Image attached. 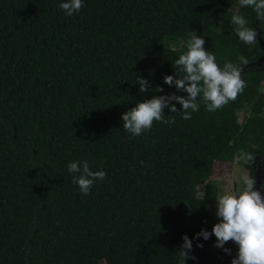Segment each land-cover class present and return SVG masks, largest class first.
<instances>
[{"label":"trees","instance_id":"1","mask_svg":"<svg viewBox=\"0 0 264 264\" xmlns=\"http://www.w3.org/2000/svg\"><path fill=\"white\" fill-rule=\"evenodd\" d=\"M61 2L0 0V264H178L183 236L195 257L184 264H231L234 242L226 254L214 235L193 238L220 222L215 162L252 153L238 164L254 181L260 168L264 188V61L251 65L264 20L238 0H83L72 16ZM237 13L256 44L238 40ZM190 32L221 68L245 57L246 87L214 112L200 101L190 120L176 103L164 109L174 123L131 136L122 114L153 96H187L163 79L181 76ZM84 160L106 172L87 196L67 170Z\"/></svg>","mask_w":264,"mask_h":264},{"label":"clouds","instance_id":"2","mask_svg":"<svg viewBox=\"0 0 264 264\" xmlns=\"http://www.w3.org/2000/svg\"><path fill=\"white\" fill-rule=\"evenodd\" d=\"M238 4L243 8H252L258 20H264V0H238ZM83 7V0H63L59 5L67 16L79 13ZM231 22L236 26L235 34L242 44L248 46L256 44L257 32L247 26V21L242 15L234 14ZM204 43L203 37H197L195 32H190L186 53L175 61L181 76L177 78L169 75L163 79L164 84L169 87L174 85L177 91L185 92L187 96L175 94L153 96L136 104L121 116L125 131L136 137L149 131L154 121L174 123V116L164 117V109L176 113V103L181 105L179 113H182V119L190 120L192 113L199 110L200 101L204 103L208 112H214L234 101L238 94L243 92L246 83L241 77V66L247 65L248 60L241 56L240 66L227 62L221 68L216 62V57L204 50ZM136 83L139 85L140 93L149 90L148 80L137 78ZM155 90L163 91L162 88ZM253 158L254 155L246 151H241L235 156L237 163L243 161L245 164L251 162ZM67 170L72 174V183L85 196L90 194L96 182L106 178L105 171H92L87 160L72 161L68 163ZM244 185L242 191L223 194L216 200L215 214L220 222L212 227L211 233L202 229L193 239L202 237L208 240L214 235L216 238L214 247L223 249L226 254H230V249L224 248V245L232 241L238 246V253L231 264H264V198L259 191L254 190L255 181L251 176L244 179ZM182 240L178 264H184L189 258L195 259L188 256V252L192 250V242L187 236H183Z\"/></svg>","mask_w":264,"mask_h":264},{"label":"rangeland","instance_id":"3","mask_svg":"<svg viewBox=\"0 0 264 264\" xmlns=\"http://www.w3.org/2000/svg\"><path fill=\"white\" fill-rule=\"evenodd\" d=\"M242 114V111L238 112L239 121H241ZM246 177H248V173L236 161L232 163L215 162L214 172L210 181L219 188L220 197L223 194L242 191Z\"/></svg>","mask_w":264,"mask_h":264},{"label":"water","instance_id":"4","mask_svg":"<svg viewBox=\"0 0 264 264\" xmlns=\"http://www.w3.org/2000/svg\"><path fill=\"white\" fill-rule=\"evenodd\" d=\"M257 41L259 42V46L262 50V55L259 57L258 60H256L255 62L251 63V65H259L262 63V61L264 60V42L257 37ZM262 171L261 169L259 168L256 173H255V186H254V190L255 191H259L260 194H261V197L264 198V188H261L260 186V180H261V174ZM238 253V246L235 244V255H234V258L236 257Z\"/></svg>","mask_w":264,"mask_h":264},{"label":"flooded vegetation","instance_id":"5","mask_svg":"<svg viewBox=\"0 0 264 264\" xmlns=\"http://www.w3.org/2000/svg\"><path fill=\"white\" fill-rule=\"evenodd\" d=\"M264 61V60H263Z\"/></svg>","mask_w":264,"mask_h":264}]
</instances>
